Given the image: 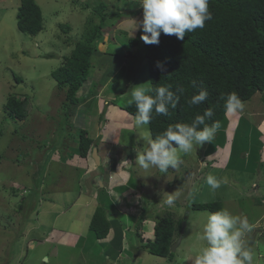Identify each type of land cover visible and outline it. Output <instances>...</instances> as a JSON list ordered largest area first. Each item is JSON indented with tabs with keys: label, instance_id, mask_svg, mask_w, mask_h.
<instances>
[{
	"label": "rangeland",
	"instance_id": "rangeland-1",
	"mask_svg": "<svg viewBox=\"0 0 264 264\" xmlns=\"http://www.w3.org/2000/svg\"><path fill=\"white\" fill-rule=\"evenodd\" d=\"M20 1L0 0V264H31L28 261L32 255L34 260V254L39 256L35 264H43L44 256H50L51 262L58 257V263L66 264L63 258L65 254L68 255L70 264L112 263L108 262L109 255L104 259L102 253L108 248H103L100 243L90 251H85L90 254L84 257V261L79 257L81 252L75 248L62 249L58 253L53 248L55 257L50 255V252L45 254L49 247L44 243L54 227L67 226V218L68 221H73L74 225H78L80 221L87 224L96 204L94 197L90 200L91 193L97 191L89 174L87 175L89 169L76 163L77 159L81 158V125L79 122H73L72 108L65 104V93L59 89L51 72L63 63L65 55H70L75 46L74 41L84 40L89 16H93L91 18L97 23L101 21L92 9L100 2L108 4V13H117L119 10L120 12L112 16V26L105 28H110V35L108 31H104L106 38L107 35L111 36L110 40L100 44L102 51L96 53L92 59L89 82L92 81L99 87L104 85L98 90V97H101L99 104L98 100L94 99L93 103L84 108L83 103L80 109L84 108L86 117L77 115L76 118L84 122L85 127L90 126V135L96 134L100 126L96 124L97 119L100 120L97 116L104 110L108 118L105 126L108 131L103 136L105 143L111 142L114 129L117 134L118 128L122 127V124L119 125L115 121L123 120L128 128H134L133 134H125V138H131L129 141L132 142V137L136 136L137 142V148H127L129 152L133 150L135 153L122 164L124 169L121 175L116 174L114 180L109 182L115 186V189L109 190L110 193L118 199L124 196L123 208L119 209L120 212L115 211L121 213L124 209L129 212L130 208H133L134 212H126L124 217L126 222L132 219L131 231L127 229L126 233L123 232V235L118 237V242L129 246L132 254L122 261H114L113 264H193L197 253L206 246V241L202 239L203 226L211 212L195 210L190 208V205L214 200L221 201L223 209L229 210L233 215L247 217L252 228L244 237L245 247L253 252L254 264H264V179L257 175L259 165L253 164L257 169L250 173L243 172L238 164L228 166V157L236 134L239 128L245 127L240 120L248 114L253 119L249 121L254 123L255 117L252 114L260 111L264 93L255 94L252 101L245 104L244 116L240 112L227 115V123L221 126L223 128H219L228 137L225 147H217L215 151L211 142H206L203 146L195 145L193 151L187 155L178 152L182 161L179 168H169L165 174L160 173L157 168L145 172L136 164V149L146 146L141 137L150 135L149 126L137 128L134 123L135 116L125 115L123 120L121 118V106L126 104V96L131 94V89L136 86H149V71L147 65L142 63V55L135 61L134 58L126 57L130 53V48L127 47L129 38L143 30V9L138 0H36L44 15V29L37 35L26 34L19 29L17 15ZM89 4L90 7H86ZM63 26L69 27L67 33L63 31ZM142 49L143 47L139 46V50ZM50 53L54 54L50 56ZM123 61L125 64L122 66ZM120 66L124 70L119 72ZM129 75L131 76L128 78ZM16 76L22 77L23 80L18 81ZM119 87L126 91L125 95L117 96ZM12 93L29 96L26 107L28 116L24 120L5 115V104ZM101 95L111 96L113 102L117 103H107L109 98ZM100 121L103 124L104 120ZM130 121L134 125H128ZM90 122L94 123V127H91ZM261 130L264 131V128ZM258 136L262 140L264 159V136ZM110 145H107V148L112 154L109 153L107 158L112 160L116 156L117 162L111 165L115 170L120 164L118 155L123 158L128 155L125 153L126 148L122 151L121 148ZM100 147L102 150V144ZM92 157L89 156L91 168L106 172V156L102 160V166H97ZM220 159L225 160L220 163ZM223 161L227 163L222 164ZM83 163L88 165V160ZM208 175H213L221 181L220 188L215 191L210 189L206 183ZM129 177L136 188L132 186L129 192L127 189L117 190L116 184ZM100 190H107V187ZM118 191L126 194L122 195ZM169 194L173 196L172 205L166 203ZM87 202L88 207H85L84 211L79 205L85 206ZM36 208L39 212L37 215ZM166 211L173 212L182 224L185 219L188 221L183 240L172 258L155 255L145 246L149 240L154 239V216ZM134 214L145 215L148 220H153L148 226L145 224L146 228H150V235L143 234V240L136 234ZM40 234L45 237L39 238L43 240L44 246L31 240L35 236H42ZM66 235L71 238L70 234ZM179 235H176V240ZM82 241L87 242L85 234ZM110 243H113V240ZM33 244H36L35 248ZM96 256L101 257L99 262L95 261ZM75 258L76 261L72 262ZM113 258L116 257L112 256Z\"/></svg>",
	"mask_w": 264,
	"mask_h": 264
},
{
	"label": "trees",
	"instance_id": "trees-1",
	"mask_svg": "<svg viewBox=\"0 0 264 264\" xmlns=\"http://www.w3.org/2000/svg\"><path fill=\"white\" fill-rule=\"evenodd\" d=\"M86 7H90V4ZM92 9L101 21L97 23L93 21L94 18H91L93 16H89L84 40L74 41L75 46L70 55H65L63 63L51 72V76L57 82L59 89L65 93V104L72 108L73 122H79L81 125L79 129L81 147L79 149L83 158L91 154L95 144L102 142L103 136L94 137L95 134L90 135L88 123V126L85 127L84 122L79 121L76 116L79 113L82 114L85 106L93 103L94 99H97L99 104L101 97H98V90L104 85L99 87L92 81L89 82L92 59L96 53L102 51L100 44L106 43L107 39L110 40L111 36L107 35L108 38H106L104 33V31H108L109 34L110 28H105L112 26L110 25L112 16L120 12L119 10L117 13H108L106 10L108 4L105 2H100L98 6H93ZM209 11L212 13L213 19L206 21L203 29L187 33L183 41L178 40L174 35L161 33L158 45L146 44L140 38L144 34L143 30L128 40L127 47L130 48V54L125 55L134 58V61L142 55L149 71L148 87L171 85V90L174 92L178 87L184 89L177 108L170 109L169 115H155L153 113L154 118L148 125L152 138L161 135L169 125L191 124L197 114L202 115L205 109L209 107L213 109L214 115L211 119L206 120V123L211 125L219 121L221 128L228 121L222 96L235 92L246 104L252 101L255 94L264 92V0H209ZM17 18L19 29L26 34L37 35L44 29V15L36 0H21ZM62 28L65 33L69 31L68 26ZM139 46L143 47L142 51L138 49ZM53 54L50 53L49 55L52 56ZM157 61L165 64L166 72L162 73L156 67ZM121 70L122 67L119 72ZM16 79L18 81L23 80L22 77L18 76ZM193 82H195V86H193ZM90 87L93 88L90 89ZM202 89L208 91V99L199 106H189L186 101ZM117 93V96H121L125 95L126 91L119 87ZM85 95L88 96L85 97ZM101 96L109 98L106 100L107 103L113 102V97ZM126 98L128 99L123 105L124 112L135 115L137 111L135 104L129 105L131 94ZM85 99L87 100L86 103ZM28 100L27 94L24 96L17 93L10 94L4 108L5 115L18 120L26 119ZM83 103L84 108L80 109ZM116 103L113 102L114 105ZM75 105L79 106L75 107ZM103 111L99 116L100 120L106 118V111ZM244 114L242 115L244 116ZM83 116L86 117V114ZM244 117L240 123L247 129L245 127L239 128L232 146L228 166L238 164L243 172L250 173L256 171L257 166L253 165L255 163L259 165V168L262 166L264 169V162L259 153L262 148V140L256 135L259 132L257 126L249 121V119L253 120L252 117L250 115ZM129 131L128 129H121L122 135H124L123 140ZM220 141L223 143L221 144ZM226 142V133L222 129H218L211 146L216 149L220 145L223 147ZM127 148L131 149L130 147ZM125 153L131 157L133 152L127 150ZM114 162H117L116 156L112 160L109 159L108 165H114ZM190 208L208 210L213 213L223 209V206L221 201L214 200L192 203ZM154 217L156 219L154 239L149 240L145 246L149 252L155 255L172 258L174 254L171 251V246L176 241V235L181 232L182 222L177 220L171 211L156 214ZM143 221L144 216L137 224V235L141 238L142 235L139 231L143 227ZM116 225L119 229L120 226H123L119 218L104 205H99L96 208L90 221V229L96 234V239L100 243L104 242L111 233L112 227ZM121 234L123 235V230L117 231V238L121 237Z\"/></svg>",
	"mask_w": 264,
	"mask_h": 264
},
{
	"label": "clouds",
	"instance_id": "clouds-1",
	"mask_svg": "<svg viewBox=\"0 0 264 264\" xmlns=\"http://www.w3.org/2000/svg\"><path fill=\"white\" fill-rule=\"evenodd\" d=\"M138 3L143 9L141 24L144 34L140 38L146 44L158 45L161 33L174 35L178 40L183 41L187 33L203 29L206 21L213 19L212 13L209 11V0H138ZM156 67L162 73L167 71L163 62L157 61ZM193 86H195V82H193ZM171 88V85H162L155 88L136 86L131 89L129 105L134 103L137 111L135 115L126 114L135 116L134 123L137 128L148 126L154 118L153 113L167 116L170 109L177 108L184 89L178 87L174 92ZM208 96V91L202 89L186 102L189 106H199L208 99ZM222 99H224L227 115L237 112L244 114L245 102L241 100L237 93H229L222 96ZM121 109L123 110V106H121ZM123 113H125L124 110ZM213 115L214 111L209 107L205 109L202 115L197 114L191 124L177 123L169 125L161 135L155 138H152L151 133L148 136H142L141 139H143L146 146L136 149V164L145 172L157 168L162 174L168 173L169 168H179L182 161L178 152L187 155L193 151L195 145L203 146L206 142L210 143L215 138L217 130L220 128L219 121L211 125L206 123V120L211 119ZM256 126L259 128L258 125ZM229 136H231L230 131ZM97 144L93 148L96 147L99 154ZM129 147L131 149L137 148L134 144ZM132 152L131 155L135 153L133 150ZM259 153L261 160L264 162L262 148ZM230 155L227 156L229 159ZM259 173L260 168L257 175ZM206 183L213 191L221 186V181L213 175L207 176ZM166 203L173 204L171 194H169ZM135 228L137 229V227ZM251 228L252 225L246 216L233 215L227 209L210 213L203 226L202 239L206 241V246L202 247L197 253L193 264H254V254L245 247L244 241L246 233L251 231ZM139 232L143 238V230ZM142 238L140 237V240H143ZM97 242L99 241L97 240ZM124 259L120 257L116 261ZM42 262L43 264H49V257H42Z\"/></svg>",
	"mask_w": 264,
	"mask_h": 264
},
{
	"label": "crops",
	"instance_id": "crops-1",
	"mask_svg": "<svg viewBox=\"0 0 264 264\" xmlns=\"http://www.w3.org/2000/svg\"><path fill=\"white\" fill-rule=\"evenodd\" d=\"M128 54H130V53H128ZM123 63L125 64V61H123L121 63L122 66H123ZM142 63H143V65H145V60H143ZM261 101L262 102H261V106H260V111L254 112L252 115L255 117L254 124L255 125H258V126H261L262 125L261 127L258 128V130H259L258 135L264 136V131L261 130V129L264 128V97L261 99ZM83 114H85V113L84 112H82V114L79 113L78 117H80V116L81 117H84ZM125 115L127 117L128 114L123 113V115L121 117L122 120H123V118H124ZM258 115H259V117H257ZM97 117L100 119L99 116H97ZM116 120H118V118ZM107 121H108L107 116H106L103 124L98 119H97V122L95 121L96 124H99L100 125V126L98 125L99 126L98 128L96 127L98 129V131L95 134V137H98L99 135L104 136V134L108 131V129L105 128V126L107 124ZM115 122H117V124H119V125L122 124L121 125L122 127L121 128H118L117 134H116V130L114 129V133H112L113 136H112V139H111V142L110 143L112 145H114V146H117L118 148H121L122 151H125V148L126 147H129L132 144L136 145V139H135L136 136L135 137H132L133 138V141L132 142L129 141L131 139L130 137H129L130 138L129 140H127V138H125L124 141H121L123 139V136H124V135H122L121 129H128V130H130L132 133L129 132L128 134H130L129 136H131L133 134L134 128H131V127L128 128L129 126L126 125V121L125 120H123L122 122L121 121H115ZM109 124H113V123H109ZM123 124H125V125H123ZM128 125H134V124H131V121H130V124H128ZM91 127H94V123H91ZM260 132H261V134H260ZM256 135H257V133H256ZM104 140H105V138L102 137V142L101 143L99 142L97 145H98L99 154L101 155L102 160L104 159V156H106V159H107L106 161L109 163V159L107 157L109 156V153L112 154V151L109 152V150L107 148V143L103 142ZM101 144H102V150H103L104 153L101 150V147H100ZM219 148H221V147H219ZM104 149H106V150H104ZM85 160H88V165H86V164L83 163ZM127 160H129V159L126 158V157L123 158V157L120 156V164L118 165V167H116L115 170L113 168H111V164H110V165H107L106 172L105 171L104 172L103 171L99 172L96 168H91V166L89 165V157L83 158L81 156V158L77 159V162L76 163L81 164L82 166H87V169H89L88 172L86 171L87 172V175L89 174L90 179H92L91 181H93L94 189L97 191V193L96 192L95 193H91L92 194L91 195L92 198L90 200H92L93 197H94L96 204H94V206L92 208V212H91V214L88 217L87 224H85L84 221H80V223L78 225H74L73 221H68L67 220L68 218H67L66 219V221H67V226L66 227H62V228L59 227V226L58 227H54L52 229L51 233L50 234L48 233L49 234V237H46V239L44 241L45 246L46 247H49L48 248L49 250H47L48 252L47 253L45 252V254H48L50 252L49 254L50 255L53 254L54 257H55L56 256V252L58 253V251H60L62 249L65 250V249H68V248H71V249L72 248H75V249H78L79 252H81V254H80L79 257L81 258V261H84V257L86 255H89L90 254L89 251L92 248H94L98 243H100V242H97L96 234L93 231H91V229H90L91 217H92L94 211L96 210V208L99 205H104L105 207H107L108 209H110L117 218H118L119 215H121V217H119V220L122 222V224L124 223L125 224V227H126L125 228L123 226H120V229H119V227H117V225L116 226H113L111 233L107 236V238L104 240V242L102 244L100 243L103 248H108L107 249L108 251L106 250V251H104L102 253L103 256H104V259H106L105 257H107V255H109L108 262H113L114 263V261L119 260L120 257L121 258H127L128 255L132 254L131 248L129 246H126L124 244L121 245V242H118V238H117L116 232L119 231V230L120 231L121 230H126L127 228L130 229V226L132 224V222H131L132 219H130L129 221L126 222L124 220H127V219H124V217L126 215V212L127 213H129V212L134 213L133 212V208H130V211L129 212L127 210H124L123 209L122 212L119 213L120 212L119 209L120 208H123L122 206L125 203V201L123 199L124 196H123V198L118 199L117 196H114L112 193L109 192L110 189H115V186L110 185L109 182L112 181V180H114L116 174H120L121 175L122 170L124 169V167H121V166ZM222 160H225V159H220L219 162L221 163ZM224 162L225 161H223L222 164H226L227 163V162H225V163ZM261 167H260L259 177H260V179L261 178L264 179V169H263V167L262 168ZM101 182H102L103 185L100 184ZM116 185H117V190L127 189L128 192L130 190H132V186L134 187V185H132V182L130 180V177L127 180L123 178L122 181L120 183L116 184ZM102 187L103 188L107 187V190H100ZM134 188H136V187H134ZM118 192L120 194H122V195L123 194H126V193L121 192V191H118ZM88 202H89V200H88ZM88 202L85 203V206H83L84 204H80L79 206H82V208L85 211L86 210L85 207H88ZM115 210H117L119 212H116ZM37 212H38V210L36 208V215H37ZM134 215L136 217V214H134ZM148 219L149 218H146L144 220V222H143V225L144 226L142 227V230L144 232L143 234H149L150 235V228H146L145 224L147 225V223H149V222L151 223L153 220H148ZM136 221H137V217H136V219H133V224ZM128 222H130V223H128ZM56 228H60L61 230L60 229H56ZM144 229H145V231H144ZM148 230H149V233H147ZM66 234H70V237L71 238H68ZM83 234L86 235L87 242L82 241ZM40 235H42V236H35V237L32 238V240H35L36 241V244L39 243L40 245L42 244V246H44L43 240H40L39 238H45V237H43V234H40ZM115 235H116L115 242L113 241V243H110V241L113 240V238L115 237ZM54 236H57L58 238H53ZM35 245L33 244V247L34 248H35ZM33 247H32V249H34ZM119 247H121V250H119ZM53 248L56 249V252L55 253L52 252V249ZM86 250H89V251L88 252H85ZM94 253H92V254L94 255ZM110 254L113 257L115 256L116 259L113 260L112 259V256ZM34 255H36V257L34 258V260H33V255H32L30 257L29 261H28L31 264H35L36 263V260L39 257L37 254H34ZM48 257H49V262L51 264H60V263H58V260H59L58 257H57V259H54L52 262H51L50 256H48ZM63 258L65 259L66 264H70L67 254H65L63 256ZM100 259H101L100 256H96L95 257V261H98L99 262ZM74 261H76V258L72 262H74ZM37 264H39V263H37Z\"/></svg>",
	"mask_w": 264,
	"mask_h": 264
},
{
	"label": "water",
	"instance_id": "water-1",
	"mask_svg": "<svg viewBox=\"0 0 264 264\" xmlns=\"http://www.w3.org/2000/svg\"><path fill=\"white\" fill-rule=\"evenodd\" d=\"M92 156H93V158L95 159V161H96L97 164H100V163H101V157H100V155L98 154V152H97V148H96V147H94L93 150H92ZM100 184L103 185L102 182H101ZM187 223H188V221L185 219V220L183 221L182 229H181L180 235H179V237H178V240H176V241L172 244V246H171V251H172L173 253L176 252L177 248L180 246V244H181V242H182V240H183V236H184V234H185V229H186Z\"/></svg>",
	"mask_w": 264,
	"mask_h": 264
},
{
	"label": "bare ground",
	"instance_id": "bare-ground-1",
	"mask_svg": "<svg viewBox=\"0 0 264 264\" xmlns=\"http://www.w3.org/2000/svg\"><path fill=\"white\" fill-rule=\"evenodd\" d=\"M240 114L242 115V112H240ZM77 115H79V114H77ZM89 156H91V154L90 155H87V157H89ZM87 157H85V158H87ZM93 158V157H92ZM94 159V158H93ZM94 161H95V159H94ZM95 163H96V161H95ZM102 163V164H101ZM101 163L100 164H97V166H102L103 165V162H102V157H101ZM144 216V220L146 219L145 218V215H137L136 217H137V221H136V223H135V227H137V224L139 223V221H140V219H141V217H143ZM119 218V217H118ZM139 220V221H138ZM144 222V221H143ZM150 223V222H149ZM149 223H147V226L149 225ZM151 226H153L152 224H151ZM123 227H125V224L123 223ZM126 228V227H125ZM127 229H129V228H127ZM126 229V230H127ZM126 230H123V232L124 233H126ZM154 230V229H153ZM130 231H131V229H130ZM136 232V231H135ZM136 234H137V232H136ZM178 240V239H177ZM114 259H116V258H113V260ZM110 264H113V262L112 263H110Z\"/></svg>",
	"mask_w": 264,
	"mask_h": 264
}]
</instances>
